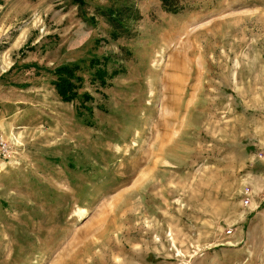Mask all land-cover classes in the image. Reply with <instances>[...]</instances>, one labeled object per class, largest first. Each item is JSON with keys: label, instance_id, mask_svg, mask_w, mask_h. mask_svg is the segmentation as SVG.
Masks as SVG:
<instances>
[{"label": "rangeland", "instance_id": "374dc122", "mask_svg": "<svg viewBox=\"0 0 264 264\" xmlns=\"http://www.w3.org/2000/svg\"><path fill=\"white\" fill-rule=\"evenodd\" d=\"M83 1L0 0V264H264V0Z\"/></svg>", "mask_w": 264, "mask_h": 264}, {"label": "trees", "instance_id": "16d2710c", "mask_svg": "<svg viewBox=\"0 0 264 264\" xmlns=\"http://www.w3.org/2000/svg\"><path fill=\"white\" fill-rule=\"evenodd\" d=\"M71 4L77 7L83 6V0H69ZM163 10L169 14H176L180 10L177 0H158ZM125 12L134 17V10L131 7L122 6L121 9L115 10L111 8H96L95 14L103 18L111 28L110 37L116 40L128 31L125 27L121 12ZM133 14V15H132ZM83 21L93 22L95 16H87L81 11ZM136 18V17H135ZM107 58L101 60L90 59L88 65L93 69L90 77V82H95L100 88L106 86V79L111 78L120 70H112L108 75L105 72L104 66ZM25 69L33 68L35 71L38 69L35 66L24 67ZM78 68L75 64L60 65L52 70L45 69L47 74H50L54 79L52 81L53 89L59 100L63 103H70L74 100H80L81 103H86L91 100L90 96L86 93L77 94V89L80 87L82 79L76 75ZM39 71V70H38Z\"/></svg>", "mask_w": 264, "mask_h": 264}]
</instances>
